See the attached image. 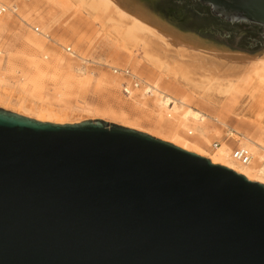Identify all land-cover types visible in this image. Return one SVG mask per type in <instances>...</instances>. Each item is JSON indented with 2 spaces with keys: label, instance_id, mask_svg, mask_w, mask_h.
I'll return each mask as SVG.
<instances>
[{
  "label": "water",
  "instance_id": "water-1",
  "mask_svg": "<svg viewBox=\"0 0 264 264\" xmlns=\"http://www.w3.org/2000/svg\"><path fill=\"white\" fill-rule=\"evenodd\" d=\"M194 1L264 38V0ZM0 264H264V185L137 129L0 107Z\"/></svg>",
  "mask_w": 264,
  "mask_h": 264
},
{
  "label": "bare ground",
  "instance_id": "bare-ground-1",
  "mask_svg": "<svg viewBox=\"0 0 264 264\" xmlns=\"http://www.w3.org/2000/svg\"><path fill=\"white\" fill-rule=\"evenodd\" d=\"M51 4L77 13L111 55L130 66L105 63L112 74L83 76L94 74L82 64L89 60L81 49L86 36L77 40L76 50L66 51L68 46L53 35ZM1 7V108L54 123L90 119L69 118L78 112L105 121L113 117L121 122L111 123L146 132L264 185V54L206 43L176 29L143 0H0ZM76 30H62L61 38L79 37ZM119 86L125 102L146 108L148 127L106 99L73 108L67 104L72 93L92 89L103 95ZM231 117L244 130L230 129ZM232 141L251 153L247 164L232 157Z\"/></svg>",
  "mask_w": 264,
  "mask_h": 264
},
{
  "label": "rangeland",
  "instance_id": "rangeland-1",
  "mask_svg": "<svg viewBox=\"0 0 264 264\" xmlns=\"http://www.w3.org/2000/svg\"><path fill=\"white\" fill-rule=\"evenodd\" d=\"M17 2L18 0H12ZM149 8L157 12L165 21L169 22L176 29L184 31L186 33H192L200 38H202L206 43L214 45L219 48H226L233 51L247 52L250 54H264V38L261 37L262 27L259 25L238 21V22H228L227 20L213 14L208 5L202 4L199 1L194 0H143ZM44 7V6H42ZM52 9L55 11L56 18L51 27L54 29V38L62 42L63 47L71 46L72 50H76L75 47L77 40L80 37L86 36L84 39L85 56L89 58L88 62H81L85 67L86 71L93 70L94 74L90 75L86 71L83 76H95L98 77L101 72H109L111 70L107 64L112 62L122 64L123 66H128L129 64L124 63L111 55V51L108 49L107 45L101 41V39L96 36L83 20H77V16L73 10L66 12L63 7L51 4ZM31 18V17H30ZM34 24H36L34 20ZM77 29L79 37H71L65 35L64 39L61 38V31L64 29ZM55 45V44H54ZM58 49L65 55L68 53L57 46ZM80 49V50H81ZM83 51V50H82ZM79 52V50H77ZM81 52V51H80ZM84 53V52H83ZM99 63V64H98ZM130 66V65H129ZM145 75V74H143ZM148 78V77H146ZM72 93L69 102L67 104L72 108L75 105H82L85 102L98 104L102 103L101 99L108 100V104L112 107L120 108L126 113H129L131 117L143 121L141 125L143 127H148L145 120H149V117L145 115L143 111L146 108L142 105L134 102H125L126 98L121 93V87L112 89L110 92H104L103 95L93 93L92 89L86 91V93ZM52 98V96L50 95ZM51 100V99H50ZM123 100V101H122ZM51 102V101H50ZM55 103L54 100H52ZM66 104V103H63ZM96 116H91L90 114H79L75 113L70 115L69 118H90L94 119ZM107 121L121 122L120 120H115L113 117H104ZM227 124L230 129H239L242 131L244 128L237 125L236 121L231 117L227 120ZM185 130V129H184ZM217 141L212 138V142ZM218 142V141H217ZM237 141H232V149L237 147Z\"/></svg>",
  "mask_w": 264,
  "mask_h": 264
},
{
  "label": "built area",
  "instance_id": "built-area-1",
  "mask_svg": "<svg viewBox=\"0 0 264 264\" xmlns=\"http://www.w3.org/2000/svg\"><path fill=\"white\" fill-rule=\"evenodd\" d=\"M1 12L5 11V7H1L0 8ZM66 51H70V47L68 46L66 48ZM124 75H128V72L124 73ZM124 86L122 87L123 92L127 95L128 90H127V86H126V82H123ZM136 86V85H135ZM216 142L213 143L214 146H216ZM232 157L237 160L238 162L242 163V164H247L250 159H251V153L249 152V150L243 146H237L235 148L232 149Z\"/></svg>",
  "mask_w": 264,
  "mask_h": 264
}]
</instances>
